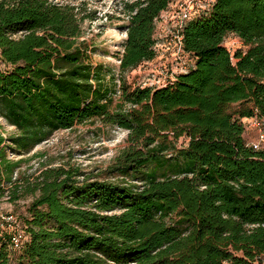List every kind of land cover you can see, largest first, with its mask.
I'll return each instance as SVG.
<instances>
[{"label":"trees","instance_id":"1","mask_svg":"<svg viewBox=\"0 0 264 264\" xmlns=\"http://www.w3.org/2000/svg\"><path fill=\"white\" fill-rule=\"evenodd\" d=\"M175 1L123 2L117 79L80 40L91 17L82 6L0 0V116L19 131L0 133V147L24 155L97 120L127 131L128 143L112 180L43 169L28 216L19 215L29 240L11 253L0 239V264L263 263L264 148L248 145L242 118L264 128V0L211 1L182 29L187 71L162 87L129 82L160 57V22ZM230 35L242 40L233 54ZM21 162L2 154L0 191Z\"/></svg>","mask_w":264,"mask_h":264},{"label":"rangeland","instance_id":"2","mask_svg":"<svg viewBox=\"0 0 264 264\" xmlns=\"http://www.w3.org/2000/svg\"><path fill=\"white\" fill-rule=\"evenodd\" d=\"M63 3H70L82 6L91 17L84 22V34L80 40H86L89 46V55L94 64L101 63L108 71L114 72L119 79L118 67L124 52V44L127 38V26L129 24L128 13L125 12V1L128 0H54ZM176 0L168 13H164L160 22V32L163 43L161 45L160 57L151 65L143 64L140 68L127 74L129 82L135 85H145L148 77L154 75L169 78L176 67V53L174 42H168L167 38L174 29V22L177 4ZM166 35V37H165ZM233 35L226 39L227 46L231 47L234 40ZM242 45L235 44L233 52ZM161 57L169 64L168 70L161 73ZM183 60L188 62V56ZM0 69L5 70L6 66L0 61ZM168 71V72H167ZM151 75V76H150ZM120 81H117L119 84ZM120 94L114 95V100L110 105L111 110L120 104ZM239 105L233 104L230 111L234 112ZM19 131L15 126L10 125L0 116V133L9 137ZM247 136V141L256 138L258 130L251 129ZM180 141L179 144H181ZM8 144V143H6ZM0 147V157L6 152L10 160L22 162L15 170L11 184L3 181L0 195V209L12 211L19 214L23 220L28 216V207L37 194L29 191L30 184L40 175L41 171L47 167L63 166L66 169L77 167L83 173L80 177L93 179H113L109 173V168L115 162L116 157L128 145L127 131L118 127L104 125L101 121L86 122L77 124L73 129L60 130L55 132L47 141L37 145L30 153L24 155H14L7 145ZM5 175H2L4 178ZM18 186V188H17ZM14 195L16 199H12ZM264 263V258H263Z\"/></svg>","mask_w":264,"mask_h":264},{"label":"built area","instance_id":"3","mask_svg":"<svg viewBox=\"0 0 264 264\" xmlns=\"http://www.w3.org/2000/svg\"><path fill=\"white\" fill-rule=\"evenodd\" d=\"M213 0H179L177 4V11L174 22V29L167 38L168 42H174V51L176 53V58L178 61L176 62V67L171 74L170 78H174L177 73L185 72L190 67V60L186 62L183 60L184 58V46H183V35L182 29L186 22L195 15L198 11L206 9L209 4ZM170 10V9H169ZM168 10V11H169ZM168 11L166 13H168ZM163 17V15H162ZM165 35V37H166ZM234 40L232 41L231 47L227 46L229 51L233 54V47L235 44L242 45V40L238 37L233 35ZM164 41V39H163ZM163 41L159 44L161 47ZM172 44V43H171ZM227 45V44H226ZM161 73H164V70H168L169 64L165 60V58L161 57ZM120 62V61H119ZM168 72V71H167ZM151 76V75H150ZM168 78L161 76H152L148 77L147 81H144L145 85H149L151 87H162L168 83ZM120 94L121 91L119 88L117 89L116 94ZM115 94V95H116ZM243 124L246 125L248 129H257L258 133L256 138L250 140L248 145L252 146L256 150H260L264 148V128L263 123L258 117H244L242 118ZM0 239L4 242H7L11 253L19 251L25 243L29 240L28 234L25 232L23 228V224L21 222L19 214H16L12 211H4L0 209ZM264 264V263H262Z\"/></svg>","mask_w":264,"mask_h":264}]
</instances>
